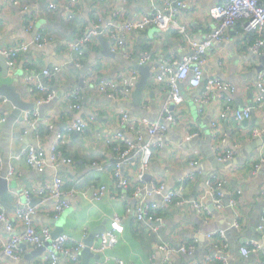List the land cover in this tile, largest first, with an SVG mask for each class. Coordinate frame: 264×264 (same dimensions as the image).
I'll return each mask as SVG.
<instances>
[{
    "label": "crops",
    "instance_id": "crops-1",
    "mask_svg": "<svg viewBox=\"0 0 264 264\" xmlns=\"http://www.w3.org/2000/svg\"><path fill=\"white\" fill-rule=\"evenodd\" d=\"M16 1L18 4L0 0V48L21 42L29 43L31 47L27 54L17 58L14 69H10L0 58V95L7 99L0 106L1 113L7 119L6 123L0 124V169L8 173L10 164H13L21 175L8 179L13 185L0 197V205L13 216L17 201L24 200V190L40 187L51 181L54 176L60 175L65 179H76L83 188L89 185L109 187L108 194L100 202L75 199L71 208L66 210L58 221L52 217V203L42 204L41 210L35 216L38 229L48 226L56 236L65 233L76 241L86 243V240L94 235L93 251L99 258H91L90 264H118V261L125 264H206L209 257L213 259L207 264H259L264 261V238L261 233L258 234L262 245L260 251H255L248 257L241 252L251 239L246 243L242 240L248 234L257 235L258 224L262 225L264 222V165L254 172L259 159L264 157V145L257 149L253 146L258 139L264 137V110L255 111L246 121L236 122L229 118L220 122L217 139L213 138L211 128V123L219 119L220 113L227 105L233 109L251 107L259 94L254 83L260 74L258 67L264 63V52L256 55L249 51V37L244 34L242 26L238 24L229 29L223 40L213 43L205 70L207 79L224 81L235 88L234 92L215 94L210 102L204 105L203 110L197 103L204 92L203 86L193 88L184 84L183 102L178 104L170 102V88L167 84L152 85L150 80L141 104L136 106L133 98L135 90L128 97L111 100L99 93L97 86L88 81L93 78L97 81H117L123 75L137 70V60L125 59L123 50L114 52V42L103 35V39L110 46L111 51L108 52L114 56L103 55L104 44L97 38L87 49L82 67H77L70 63L73 55L66 43L81 37L97 24L104 26L119 11L120 17L117 21L123 18L138 20L151 11V4L163 0H127L125 4L123 0H78L72 10V22L67 20V11L49 9L52 3L61 0ZM185 2L187 8L177 13L169 30L160 31L152 27L128 36L130 49L134 50L136 56L138 47L142 49V45H147L156 63L167 59L180 61L183 51L180 36L177 34L178 26H186L190 36L199 40L214 30L210 9L219 0ZM25 5L30 6L28 12H23L22 7ZM31 20L34 28L28 29L27 25ZM37 34L48 40L44 47L33 44ZM87 64L90 67L84 73L82 69ZM58 65H63L61 73L53 77L38 76L34 79V82L42 81L57 93L52 102L39 110L41 117H44H40L41 120L53 121L55 132L45 138L38 134L39 137L31 133L26 135L23 120L17 116L12 117L15 112L14 103L1 91L6 89L10 96H17L29 107H36L45 93L29 92L26 79L33 68L31 66L40 72L44 68ZM83 79L85 82L81 85ZM74 92L79 93L82 98L80 109L74 108L73 100L70 99ZM170 106L174 109L176 123L169 124L165 136L151 139L144 126L140 129L145 142H157L152 164L141 180V186H148L150 181L164 182L167 189L171 190L176 189L182 180L188 178L185 194L196 198L207 191L206 182L212 176H217L225 181L224 206L217 209L210 219H206L192 207L171 206L159 212L163 219L162 224L138 222L136 208L141 201L132 195H127L126 200L118 198L112 175L115 155L106 146V139L113 133L124 131L119 124L122 109L127 110L134 118L158 122L163 119L165 110ZM197 108L202 112L198 113ZM80 117L88 120V128L83 133L66 134L63 145L66 156L75 162L73 167L62 166L68 168V172H57L61 167L33 170L23 160L14 158L16 152L23 147L38 143L48 153L56 133L65 131ZM125 133L130 139H134L132 134L127 131ZM163 138L167 139L166 144L160 142ZM211 149L216 152L218 158L228 150H233V164L216 170L207 156ZM195 160H198L199 164L192 166L191 162ZM147 175L151 180L146 178ZM131 180L133 183L138 182L134 176ZM35 197L37 203L42 201L41 197ZM152 200L159 201V198L154 197ZM230 202H234L235 206L232 207ZM125 216L127 220L123 222L124 233L118 234L116 242L108 245L102 254L95 252L94 248L100 244L102 235L110 229L111 221ZM153 227L158 228V231H152ZM22 231L23 226L17 223L15 232ZM228 231L229 233H226ZM220 232L226 233V240L220 237ZM9 237L5 226L0 225V264L42 263L45 250L39 252L38 248L27 244H23L26 247L21 246L17 252L18 260L6 256L4 250ZM166 242L174 246L194 243L197 250L194 256L174 254L170 263H167L165 254L158 250V246ZM223 242L228 244V248L219 253L217 245L220 247ZM153 255L155 259L152 263ZM66 264H82V257L80 263Z\"/></svg>",
    "mask_w": 264,
    "mask_h": 264
},
{
    "label": "built area",
    "instance_id": "built-area-1",
    "mask_svg": "<svg viewBox=\"0 0 264 264\" xmlns=\"http://www.w3.org/2000/svg\"><path fill=\"white\" fill-rule=\"evenodd\" d=\"M105 1V0H101ZM264 0H219L216 5L210 9V17L212 18L215 28L202 40L193 38L188 33L186 26H178L177 32L181 36V50L183 51L182 58L167 59L162 63H156L150 52L141 53L140 57L135 55L134 50L130 49L128 36L135 32H140L148 28H158L160 31H167L175 22L174 18L177 13L187 8L185 0H163L159 3L151 4V11L145 13L140 19L128 20L123 18L120 21V11L113 15L112 20L106 24H97L95 28L87 30L85 34L75 40L66 43L67 48L71 50L73 58L70 63L77 67H82L85 53L89 46L100 36L109 37L114 42L113 51H124V57L127 60H137L138 63L147 66H152L151 84L165 83L170 88L169 100L173 103L183 102V85L187 84L190 87L198 88L203 86L204 92L202 97L197 100L199 108L210 102L211 98L219 92L229 93L234 92L235 88L224 81L216 78L206 77V65L209 61V50L213 43L219 42L225 38V33L240 24L243 32L247 37H253V41L248 38L247 48L250 52L256 55H261L264 52ZM4 3L18 4L16 0H4ZM78 3V0H61L58 3H52L49 6L50 10L67 11L69 17L67 20L72 22L74 14L72 10ZM127 0H123V4ZM23 12H28L29 5L22 7ZM27 28H34L33 20L29 21ZM48 40L42 35H35L33 44L38 47H44ZM31 44L21 42L10 47L0 48V57L5 58L6 64L10 69H14L17 65V58L22 54H27L30 51ZM33 67L27 76V85L29 92L45 93V96L37 102L38 106L52 102L56 96V91L50 90L42 81L34 82L38 76L53 77L63 70V65L44 68L40 72ZM140 73L137 70L131 71L129 75H123L119 80H103L97 81L95 78L89 80L91 85H96L98 92L104 94L111 100H118L122 97H128L135 90L137 83L140 80ZM85 81V80H84ZM259 90L255 104L251 107L242 109H233L227 107L220 113L219 119L211 123L212 136L217 139L219 135V123L232 118L236 122L250 119L253 113L257 110H264V70L260 72L258 79L254 83ZM73 100V107L81 108V96L74 92L70 96ZM7 99L0 95V106ZM198 108V113L202 112ZM166 109V107H165ZM40 111H26L22 114V120L25 125L24 133L36 134L40 126H44L50 133L54 134L55 124L51 119H40ZM44 118V117H43ZM164 122H151L148 119H137L125 110H121L120 128L124 131L113 133L112 136L106 139V146L114 153L113 162V178L116 186L118 198L126 200L129 188H134V198L141 202L136 208V218L138 222L162 224V217L157 214L158 211L168 207L184 208L192 207L197 213L203 215L206 219H210L214 215V210L224 206L225 181L217 176H212L207 182V191L200 194L197 198L186 197V186L188 178L182 180L176 189H167L164 182H151L148 186H141V180L144 179L146 172L149 170L154 157V147L157 142H145L140 129L144 126L148 131L151 139L162 138L168 131L169 124L176 123L174 109L167 107L163 117ZM7 119L0 111V124L6 123ZM88 128V120L80 117L71 127H68L63 132H58L51 145L50 151L47 153L44 147L38 143L35 145H27L14 156L16 160H23L26 165L33 170L43 171L46 168H59L62 166L73 167L74 160L68 157L61 150L65 143L66 134L83 133ZM125 131L134 136L130 139L126 136ZM38 136V135H37ZM39 137V136H38ZM235 152L228 150L224 153L220 160L230 161L234 158ZM2 162L0 156V163ZM198 160L191 162L192 166H197ZM264 165V157L259 159L255 166L254 172H257ZM0 169V175L2 173ZM15 175H21L18 170L10 164L7 178L10 179ZM134 176L136 181L133 183L131 177ZM69 179V178H68ZM65 179L60 175H56L51 181L40 187L26 189L23 192L24 200H18L13 216L9 214L7 209L0 205V225L5 226L10 237L5 244L4 253L6 256L18 260L17 252L23 244H27L36 248H45V258L40 264H66L67 262L80 263L81 254L85 249L86 244L83 241H76L68 234H59L55 236L52 229L44 226L38 229L35 225V216L41 210V205L45 203L53 204V219L59 220L61 215L71 208L75 199L90 200L100 202L108 194L109 187L107 185H89L85 188L80 187V182L76 179ZM121 190V191H120ZM36 196L42 198L40 203H37ZM154 197L159 198V201L152 200ZM209 199L213 209L209 205ZM232 207L234 202H230ZM124 220L127 217L115 218L111 221V226L106 231L100 240V244L95 249V252L102 254L107 249V246L114 244L118 234H123L125 231ZM20 223L23 226L22 232L16 231V224ZM238 226V224H235ZM259 233L264 238V222L258 228ZM152 231L157 232L158 228L153 227ZM214 235V234H212ZM220 237L226 240V233L220 232ZM249 244L241 250L246 257L250 256L255 251L261 250L260 241L251 240ZM49 245V246H48ZM48 246V247H47ZM218 247V252L223 253L228 248V244L223 242ZM158 250L165 254V262L170 263V258L174 254H183L186 256H194L197 246L194 243L174 246L169 242L162 243L158 246ZM222 258V257H221ZM155 255L152 256V263ZM213 257H209L207 263L212 261ZM206 263V264H207ZM99 264V263H97ZM118 264H125L118 261ZM259 264H264V261Z\"/></svg>",
    "mask_w": 264,
    "mask_h": 264
},
{
    "label": "water",
    "instance_id": "water-1",
    "mask_svg": "<svg viewBox=\"0 0 264 264\" xmlns=\"http://www.w3.org/2000/svg\"><path fill=\"white\" fill-rule=\"evenodd\" d=\"M98 38L104 44V50L105 51H104V54L103 55H105L107 57L108 56H114L112 53H109L108 52V51H111L110 50V46H109L108 42L103 39V35H100ZM140 55H141V48L138 47L137 56L140 57ZM0 58H2L5 61V63H6L5 58H3V57H0ZM135 65H136V69L140 72V76L141 77H140V80L137 83V86H136L135 91L133 93V98H134V104L136 106H139L141 104V100L143 98L144 91L147 90L148 85H150V80L152 78V66L151 65L144 66V65H142V64H140L138 62L135 63ZM89 67H90L89 64L85 65V67L82 69V71L84 73L87 72L89 70ZM258 70L260 72H262L264 70V63H263L262 66H259L258 67ZM84 82L85 81L83 79L81 85H83ZM1 92H2V94L4 93L6 96H9L10 99H11V101L14 103L15 112L13 113L14 115L12 117H16L17 116V117H20L22 119V114L24 112H26V111L40 110L41 107H44L45 106V104H43L41 106H38L37 105L36 107H29V105L28 104H24L19 97H17V96H10L9 95L10 93L7 92L6 89H3ZM251 106H253V104H251ZM197 112H198V108H197ZM42 117H43V115H42ZM160 121L161 122H164L163 119H161ZM244 121H246V120H244ZM166 140H167L166 138L165 139L163 138L160 142H163L164 144H166V142H165ZM209 143H210V146H211V140H209ZM263 145H264V137L258 139L257 142H256V144H254L253 146L256 147L255 149H257L258 147H262ZM19 152H16V155ZM207 154H208L207 155L208 156V159L213 163L214 168H216V170L217 169H224V168H226L228 166H231L233 164V162H234L232 160H230V161H222V160H220V158L217 157L216 152L213 149L209 150V152ZM68 171H69V169L66 168V167H61V168H59L57 170V172H59V173L68 172ZM146 178L149 180L150 179V176L147 175ZM150 182H152V181H150ZM12 185H13V182L12 181H9L8 178H7V172H5V171L2 172L1 175H0V197H2L10 189V187ZM208 203H209L210 207L213 209L212 204H211V199H209V202ZM214 212H215V210H214ZM155 224L156 225H159L157 223H155ZM260 225H261V223L258 224V227ZM226 233H229V231L226 232ZM258 234H259V232H257V235H249L248 234V236H246L245 239L242 240L243 243H246L250 239L251 240H254V241H260V237H259ZM94 242H95L94 235L90 236L86 240V243H85L86 244V247L82 251V254H81V256H82V264H90V260L93 257L99 258L98 256H95L94 251H93ZM22 247H26V246L22 245ZM45 248H46V246H43L41 248H38L37 250H39V252H41V251H44Z\"/></svg>",
    "mask_w": 264,
    "mask_h": 264
},
{
    "label": "trees",
    "instance_id": "trees-1",
    "mask_svg": "<svg viewBox=\"0 0 264 264\" xmlns=\"http://www.w3.org/2000/svg\"><path fill=\"white\" fill-rule=\"evenodd\" d=\"M178 34V33H177ZM176 34V35H177ZM178 36H180L179 34H178ZM181 38V36L179 37V39ZM249 39L251 40V41H253V37L251 38V37H249ZM88 51V50H87ZM87 51H86V53H85V56L87 55ZM141 51H147V52H150V49L147 47V45H142V49H141ZM37 134L39 135V136H41V137H43V138H45L47 135H49L50 134V132L44 127V126H40L39 127V130H38V132H37ZM51 135V134H50ZM61 150L64 152V154L66 155V152H65V147L64 146H62V148H61ZM113 168L114 167H112V170H113ZM121 191V190H120ZM134 193H135V189L134 188H129V190H128V192H127V195L128 196H133L134 195ZM186 195V194H185ZM186 197H189L188 195H186ZM197 198V197H196ZM161 211V210H160ZM160 211H158L157 212V214L160 216V214H159V212Z\"/></svg>",
    "mask_w": 264,
    "mask_h": 264
}]
</instances>
